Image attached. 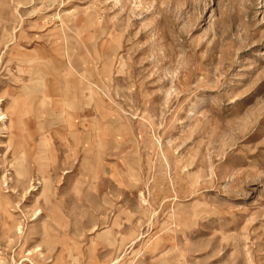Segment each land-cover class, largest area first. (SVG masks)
I'll list each match as a JSON object with an SVG mask.
<instances>
[{
	"label": "rangeland",
	"instance_id": "374dc122",
	"mask_svg": "<svg viewBox=\"0 0 264 264\" xmlns=\"http://www.w3.org/2000/svg\"><path fill=\"white\" fill-rule=\"evenodd\" d=\"M0 110V264H264V0H0Z\"/></svg>",
	"mask_w": 264,
	"mask_h": 264
},
{
	"label": "bare ground",
	"instance_id": "6f19581e",
	"mask_svg": "<svg viewBox=\"0 0 264 264\" xmlns=\"http://www.w3.org/2000/svg\"><path fill=\"white\" fill-rule=\"evenodd\" d=\"M1 111V110H0ZM1 114V113H0ZM0 116H2L0 119L1 120H6L7 119V114L5 115L4 113H2ZM3 123V122H2ZM19 177H21L20 176V174L18 175ZM0 205H1V202H0Z\"/></svg>",
	"mask_w": 264,
	"mask_h": 264
}]
</instances>
